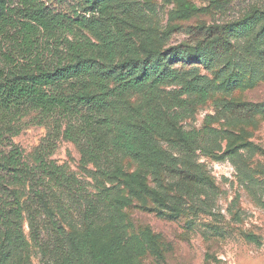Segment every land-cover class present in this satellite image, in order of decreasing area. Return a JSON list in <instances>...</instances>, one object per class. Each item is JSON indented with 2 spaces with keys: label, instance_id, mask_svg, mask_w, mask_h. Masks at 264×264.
Wrapping results in <instances>:
<instances>
[{
  "label": "trees",
  "instance_id": "16d2710c",
  "mask_svg": "<svg viewBox=\"0 0 264 264\" xmlns=\"http://www.w3.org/2000/svg\"><path fill=\"white\" fill-rule=\"evenodd\" d=\"M5 2L0 0V38L6 36L17 43L24 64L2 53L8 69H0V259L9 258V246L25 248L21 228L25 214L43 258L53 255L54 264H109L129 248L122 225V210L129 201L117 197L114 188L104 189L100 209L106 217L89 205L79 230L67 234L49 221L56 234L48 244L35 222L46 215V210L49 212L50 201L62 212L56 186L68 187L70 192L77 188V180L46 161L55 144L52 133L34 152L33 166L24 162L22 152L12 142L21 129L17 124L28 116L35 125L52 122L59 126L66 121L63 137L81 146L101 175L121 180L137 196H146L162 206L168 199L159 190L164 188L162 176L167 175L174 179L170 186L193 198L204 192L206 185L192 161L202 131L184 132L173 124L181 118L180 111L207 100L208 92L202 87L204 77L180 75L172 66L193 59L209 68L219 52L229 51L230 42L224 37L232 34L243 35L247 43L251 42L252 52L264 57V11L254 9L234 23L208 28L210 41L206 47L200 42L162 51L150 42L139 51L119 30L123 19L117 10L121 7L112 5V0H21L22 9H10ZM181 5L185 12L200 11L188 3ZM16 14L23 20L14 19ZM86 14L98 17L88 18ZM100 20L111 22L117 30ZM63 26L84 29L97 43L71 42L68 59L47 67L34 56L39 31L55 32ZM257 29L255 38L249 40ZM171 83L180 84L181 89L162 90ZM130 93L140 97L135 107L128 102ZM184 95L196 98L184 99ZM159 141L167 143L176 155L162 150ZM119 152L148 168L156 187L149 188L137 173H123ZM226 156L222 154L217 160Z\"/></svg>",
  "mask_w": 264,
  "mask_h": 264
},
{
  "label": "rangeland",
  "instance_id": "374dc122",
  "mask_svg": "<svg viewBox=\"0 0 264 264\" xmlns=\"http://www.w3.org/2000/svg\"><path fill=\"white\" fill-rule=\"evenodd\" d=\"M182 3L200 11L185 12ZM5 5L10 9L23 7L21 0H6ZM112 5L121 7L117 10L123 19L119 30L139 51L150 42L162 51L177 45L193 47L200 42L206 47L210 41L208 28L234 23L254 9L264 11V0H112ZM86 16L96 19L98 14ZM14 19H21L20 14ZM100 21L111 26L109 21ZM110 28L117 30L114 25ZM224 39L230 42L229 51L219 52L209 68L193 59L172 66L180 75L204 77L202 87L208 92L207 100L192 103L186 112L180 111L181 118L173 124L184 132L202 131L192 161L198 165L206 185L204 192L193 198L170 186L174 179L167 175L162 176L164 188L159 190L168 199L166 206L137 196L121 180L101 175L84 149L63 137L66 121L59 126L52 122L35 125L28 116L17 124L21 129L12 142L22 152L24 162L33 166L34 152L52 133L55 144L46 161L77 180V188L70 192L68 187L56 186L62 212L50 201L49 212L37 218L35 223L43 240L49 244L55 238V228L48 225L49 221L65 234L79 230L89 205L101 212L102 191L114 188L117 197L130 203L122 210L129 248L109 264H264V57L252 52L251 42L247 43L243 35L232 34ZM79 40L97 43L89 32L75 26H63L55 32L40 30L34 56L47 67H54L68 59L69 44ZM2 53L24 64L17 43L6 36L0 38V69L6 71ZM180 89L178 83L162 87L165 92ZM183 98L191 100L196 96ZM127 99L132 107L140 101L137 93H130ZM158 145L176 155L167 143L159 141ZM222 154L228 156L217 160ZM119 159L123 173H137L149 188L156 187L148 168L123 152H119ZM101 217L106 215L101 212ZM29 222L23 214L25 248L9 246V258L0 259V264H54L53 255L42 257Z\"/></svg>",
  "mask_w": 264,
  "mask_h": 264
}]
</instances>
